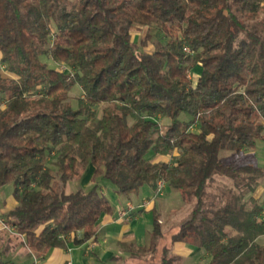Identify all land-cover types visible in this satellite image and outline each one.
I'll list each match as a JSON object with an SVG mask.
<instances>
[{"label":"trees","instance_id":"obj_1","mask_svg":"<svg viewBox=\"0 0 264 264\" xmlns=\"http://www.w3.org/2000/svg\"><path fill=\"white\" fill-rule=\"evenodd\" d=\"M0 62L10 245L87 244L113 212L98 180L120 198L162 181L194 207L169 245L154 220L143 264H182L177 243L204 249L207 264H264V170L220 157L264 135V0H0ZM90 166L92 189L66 192Z\"/></svg>","mask_w":264,"mask_h":264},{"label":"rangeland","instance_id":"obj_2","mask_svg":"<svg viewBox=\"0 0 264 264\" xmlns=\"http://www.w3.org/2000/svg\"><path fill=\"white\" fill-rule=\"evenodd\" d=\"M147 31V28L138 27L134 29V42H137L138 45L142 46L143 42L147 41ZM143 49L147 51H153L155 49L152 38L146 45H143ZM49 65L52 68L57 67V65L52 62H49ZM59 68L63 69V67ZM4 69L5 65L1 64L0 62V71L4 74H7L5 73L6 71ZM201 71V66H197L193 69V73L195 74H200ZM80 95V89L75 87L72 90V96L78 98ZM75 101L76 100H74V103ZM159 123L163 127L166 125L165 121H160ZM220 157L225 162H236L240 166L251 165L264 170V135L256 142L255 149L248 152H242L240 154L222 151ZM93 173L94 167L90 166L81 181L70 182L66 186V192H75L80 188L84 189L85 191H90L94 186V183L92 182ZM97 184L99 185L104 196L111 202L114 210H116L117 206H120V204L126 205L128 202H132V205L134 204L133 206L136 208L137 203L140 202L144 197H149L151 202L156 205V208L152 211L142 212L138 222L136 234L133 237L127 239L124 242L125 245L123 247L120 248L118 246L114 236L108 238L109 242L107 243L108 245L106 247L112 249L114 253L121 254V259L104 263V255L102 254L101 249L98 248L97 250L98 257L93 256V254H91L93 253V250L89 251V245L92 244V241L88 242L84 250L91 254L93 260L92 264H133L134 255H140V264L145 263L147 261L146 256H144L145 251L152 246L153 242H155V239L152 237L154 220L156 218L160 220L163 231V238L157 241L158 244L160 246L169 245L171 243L172 236L178 232L180 225L189 219L194 207L193 202H190L189 199L184 197V195L179 190H176L169 185L165 186L162 195L156 196L155 198L154 196L156 192L148 186H143L137 193L132 194L130 197L121 198L119 203L114 186L101 179L98 180ZM0 189V203L2 202V205L7 204L10 206V208H14L17 205L13 197L14 185L8 184L0 187ZM259 193L257 194L260 195L259 198L261 199V203L264 205V178L262 180ZM10 238L11 236L8 234L6 235V238L3 237L0 241V261L11 262L12 264H33L34 258L38 253L33 251L29 252L26 247L23 246L21 237L15 238V240H13L12 244L10 245L8 243ZM261 241L264 244V238H261L260 242ZM100 244L102 245V240L100 241ZM182 245L183 249H185L184 251L189 253L188 256L183 258L182 264H207L209 262V257L204 249L189 243H183ZM7 246L11 247L9 251H6ZM103 246L104 245H102L101 248H103ZM76 248H80V246H76ZM84 250L79 249L78 253L83 255ZM136 263L138 264V262Z\"/></svg>","mask_w":264,"mask_h":264},{"label":"crops","instance_id":"obj_3","mask_svg":"<svg viewBox=\"0 0 264 264\" xmlns=\"http://www.w3.org/2000/svg\"><path fill=\"white\" fill-rule=\"evenodd\" d=\"M169 160L171 159L156 156L152 159V162L169 161ZM259 194H257L258 198L260 196ZM117 199L120 203L121 198L118 195H117ZM145 202H147L148 204L146 205V207L142 208L141 205H143V203ZM128 204H132V202H128L126 205L120 204V206H117L116 210L113 209V212L111 214H105L101 217L98 226L99 228L98 235L95 240H92V244L89 245V247L94 245L93 249H89V251L93 250V253H91L93 254V256L98 257L97 250L98 248L101 249L102 254L104 255V261H103L104 263H107L108 261L121 259V254L114 253L112 249L106 247L108 245L107 243L109 242L108 238L114 236L116 238V242L118 243V246L120 248L123 247L125 245L124 242L136 234V231L138 229V222L140 220V216L142 212L152 211L155 210L156 208V205L153 202H151L149 197L148 198L144 197L140 202L137 203L136 205L137 209L135 208V211L131 212L129 214V217L121 218L120 213L127 208ZM0 206H1L0 207V241H1L3 237L6 238V235L9 234L10 236H12L15 233L14 230L4 222L5 215L12 208H10V206H8L7 204L2 205V202L0 203ZM101 240H102V245H104L103 248H101L102 246L100 244ZM182 244L183 243L175 244L174 253L183 259L186 256H188L189 253L184 251L185 249H183ZM86 245L87 244H84L80 246V248H76V246L70 245L67 250L56 248L46 253H38L34 258L33 264H92L93 260L91 254L88 251L84 250ZM26 249L29 252L30 251L32 252L31 249L27 247ZM79 249L84 250L83 255L78 253Z\"/></svg>","mask_w":264,"mask_h":264},{"label":"built area","instance_id":"obj_4","mask_svg":"<svg viewBox=\"0 0 264 264\" xmlns=\"http://www.w3.org/2000/svg\"><path fill=\"white\" fill-rule=\"evenodd\" d=\"M184 51H185V52H190V51L188 50V48H184ZM164 188H165V183L162 182V181L158 182V186H157V190L155 191L156 194H155L154 198H155L156 196H160V195H162V194H163V191H164ZM147 204H148V203L145 202V203H143V205H141V207L144 208V207H146ZM134 211H135L134 206H133L132 204H128V205H127V208H126L125 210H123V211L120 213L121 218H127V217H129V214H130L131 212H134ZM93 246H94V245L90 246L89 249H93Z\"/></svg>","mask_w":264,"mask_h":264}]
</instances>
